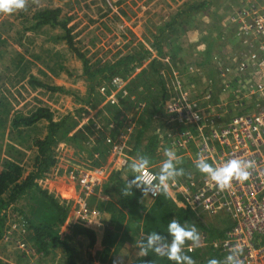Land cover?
I'll return each mask as SVG.
<instances>
[{
    "label": "rangeland",
    "instance_id": "1",
    "mask_svg": "<svg viewBox=\"0 0 264 264\" xmlns=\"http://www.w3.org/2000/svg\"><path fill=\"white\" fill-rule=\"evenodd\" d=\"M211 1L40 0L36 4L39 7L36 15L41 11L60 10L59 21L66 22V27L59 23L40 26L34 24L24 27L25 25L20 24L22 21L20 17L10 20L4 18V15L7 14L0 13V20H2L0 27L8 30L7 34L0 35V170L8 163H17L22 166L26 175L33 171L38 156V147L35 146V141L38 138L44 139L48 135L49 123L45 119L32 126L16 125L15 122L29 117L38 108H45L52 113L55 122H61L64 125L62 130L55 135V142L50 149L56 162L39 177L37 184L49 194L66 203L69 211L67 222H73L75 216L76 222L90 223L91 217L86 221L85 217L81 220L78 219V215L87 216L90 211L92 214H96V208L102 202L92 204L93 196L95 200L99 201L117 202L118 200V195L106 190V186L104 185V187L103 184L89 186L84 174L89 169L95 168L104 170L106 173L103 171L102 177L107 174L109 178L114 171V166L119 167L117 163L122 157L119 154L113 156L112 146L103 141L104 135L117 138L122 135L121 133H125L129 141L128 144L126 143L127 145L124 144L129 148L125 151V155L129 154L128 156L131 158L129 165L138 155L146 156L149 158L148 166L153 167L159 175L162 162L167 159L166 146L157 140L156 150L151 152L146 150L153 129L155 128V131L158 132L163 121L155 119L152 125L153 129L143 126L142 119L148 114L147 111L139 110L141 104L137 105L136 102L139 100V103H145V100L141 98H144L142 96H146V93L139 94L137 99L133 97L131 93L135 91V87H133L131 77L137 71H146L153 65L150 60L147 62L137 61L141 58L140 52L143 53V59L154 53L165 61L168 59L165 56L169 55L173 72L181 75V67L173 57V51L187 41L186 35L190 33L187 24L198 19V12H193L192 8L198 4L207 7ZM242 1L228 0L231 10L229 9L230 14H226L225 17L227 16L229 21L235 10L245 7L246 2L242 3ZM205 7L200 8L199 12L203 11ZM186 13L190 14L186 15ZM187 19L189 22L186 21ZM34 20L37 23L40 21L37 17H34ZM37 27H42L41 31L32 33ZM196 27H192V29L203 34ZM22 30L25 34L29 32L28 37L31 36L29 40H25L26 38L22 40L19 36ZM212 33L216 35L214 31ZM208 39L205 38L199 42H203L205 45L211 41ZM194 43L197 46L193 48L191 45V50L187 51L188 54L199 53L197 49L202 44ZM222 53L221 50L217 52L215 58ZM134 55L138 56L136 60L127 59L128 56ZM191 58L192 55L188 57L190 63L184 69L188 78L201 74V68L195 62L191 63L193 60ZM226 59L216 60V62L223 65ZM85 61L88 67H92L91 70L102 71V73H98L96 79L94 78L95 80L86 73ZM119 61L122 63L116 65ZM161 67L163 66L161 65ZM120 77H126L127 81L131 82L127 97L122 99L119 96L117 98L118 105L104 104L106 92L102 90L107 89L110 80ZM160 80L163 86V81L161 78ZM187 83L189 89L195 91L191 96L204 98L203 89L207 84L200 86L188 81ZM108 108L118 111V114H122L124 109L129 116L137 115L139 118L137 124L134 123L135 127L132 126L133 122L130 121V116L128 119H122L123 121L120 119L122 124H117L118 126L113 128L110 124ZM130 110L133 111L130 112ZM96 123L104 130L105 134L99 130ZM146 124L151 125V121ZM67 130L69 136L70 134L71 136L76 135L79 137V141H67L65 138ZM144 132L148 134L144 135ZM138 136L141 137V143L136 144ZM127 137L124 136L126 140ZM86 142L91 144H85ZM134 145L136 146L135 150L133 149ZM173 151L176 158H179L174 161L176 168L184 170V175L177 176L173 182L186 184L191 178L200 175V171L191 159L190 162L189 159H180L183 152ZM192 154L194 156L193 152ZM74 171H83L82 177L72 176L71 172ZM135 175L137 173H134ZM88 189H91L90 193ZM34 192L28 191L17 200L16 204L9 206L4 212L5 225L12 219L18 218V220L12 240L7 242L3 241L6 229L4 225V231L0 238V262L3 264H31L33 262L64 264L66 261L67 256L63 248H57L51 250L49 254H44L31 242L33 223L43 224L42 219L47 211L41 196L34 195ZM93 192L94 194H92ZM109 193H112L113 196L108 195ZM101 197L105 199H100ZM2 200L7 202L8 194L3 196ZM82 200L84 201L81 202ZM40 210L42 213L38 215L37 211L40 212ZM10 212L17 215V218L13 216L8 218ZM102 213L104 212L97 213V215L101 216ZM139 216L143 220L144 215L139 214ZM141 223L130 218L123 224L118 232L119 238L116 243L120 248L119 252L111 255L107 263L100 260L103 246L96 245L94 249L90 250L84 237H74L72 231L67 230L61 224L52 226L60 237L63 236L66 239L68 236L67 240L78 264H124L132 260L138 254L141 245L146 243V238L142 235ZM231 223V219L224 215H194L191 217L189 225L183 228L192 231V226L195 225L199 239L196 242L187 240L182 246L181 255L189 256L196 264H208L213 259L219 262V252L215 253L216 249L212 244L222 234L221 232L231 226ZM23 230H25L24 233H22ZM166 236V242H162V244L171 245L173 237L169 232L166 233ZM20 246L25 248V253L21 252ZM189 248L192 251L185 250ZM163 249L165 248L163 247Z\"/></svg>",
    "mask_w": 264,
    "mask_h": 264
},
{
    "label": "built area",
    "instance_id": "2",
    "mask_svg": "<svg viewBox=\"0 0 264 264\" xmlns=\"http://www.w3.org/2000/svg\"><path fill=\"white\" fill-rule=\"evenodd\" d=\"M242 3L245 7L235 10L231 17V28L240 48L237 52L229 51V56L226 53L225 64L219 69L220 84L227 95L224 99L217 96L216 83L212 81L203 89L206 98L191 96L195 91L189 89L182 73L173 72L169 55L163 61L152 52L144 62L150 60L163 66L159 68V76L168 106L158 130L162 145L179 150L186 157L193 152L194 156L189 159L194 164L204 161L218 169L231 159H239L249 165L246 180L234 178L223 190L204 173L186 184L173 181L168 184L177 190L195 215H224L231 219V226L212 244L215 253L219 252L221 264H264V0H243ZM222 55L216 59L221 61ZM232 57H236L235 61L228 62ZM130 84L126 77L110 80L107 89L102 90L106 92L104 104L118 105L117 98L127 97ZM139 104V110H146L145 103ZM119 115L121 120L131 116L133 127L139 119L137 115H127L124 110ZM97 127L105 134L98 124ZM121 134L117 138L104 135L103 140L112 146L113 156L122 157L117 163L119 167L131 160L129 154L125 155L128 147L124 144H128V137ZM103 171L92 168L84 172L89 186H100L108 179L107 174L102 177ZM82 173L74 171L71 175L79 178ZM138 175L144 177L146 186L159 185V175L151 167L147 166ZM154 192L146 194L155 200L162 189L156 188ZM10 216L17 218L12 212L8 218ZM17 220L12 219L5 225L4 242L12 240ZM19 248L22 253L26 252L23 246Z\"/></svg>",
    "mask_w": 264,
    "mask_h": 264
},
{
    "label": "trees",
    "instance_id": "3",
    "mask_svg": "<svg viewBox=\"0 0 264 264\" xmlns=\"http://www.w3.org/2000/svg\"><path fill=\"white\" fill-rule=\"evenodd\" d=\"M202 6L205 7L203 4ZM60 13V10L39 12L36 15V17L40 19L38 26L44 24L56 25L59 23L63 27H66V22H61L62 20L59 21ZM188 14L190 13H186V15ZM142 54L143 53L140 52L141 58L137 61H144ZM147 54H149V52H147ZM137 57L136 55L128 56L127 59L136 60ZM85 63L87 65L86 73L90 78L96 79L99 75L98 73H102L100 70H91L92 67H88L86 61ZM121 63L122 61H119L116 65ZM160 66V63H153L152 67L149 69H155L159 75ZM163 93L165 95L164 85ZM107 111L109 112V109H107ZM118 117V124L121 125L119 114ZM42 119L48 121L49 133L44 139L38 138L35 141V146L38 147V156L33 166V171L26 175L22 166L17 163H8L0 170V238L3 234L6 220L4 215L5 210L9 206L16 204L17 200L28 191H35L34 195L41 196L47 207L45 217L42 219L43 224L33 223L34 225H32L33 231L30 235L31 242L44 254H49L51 250L57 248H63L67 256L64 264L78 263L76 262L74 252L67 240L68 236L66 239L63 236L60 237L52 226L55 224L65 226L67 230L72 231L74 237H84L90 250L94 249L96 245L103 246L104 250L102 253L100 252V260L103 263H107L111 255L113 256L115 253L119 252L120 248L116 244L119 238L118 232L121 230L128 216L129 219L132 218L136 222L143 223V229L146 235L157 232L160 236L165 238L164 242H166L167 239L166 233L168 232V224L173 218L179 221L181 227H187V225H189L191 217L195 214L186 205L183 197L174 187L168 184L167 192L165 193L162 191L160 196L155 200L150 199L146 193L144 194L143 187L138 188L136 186L131 188L128 196H125L123 195V190L126 189L127 186L120 171L114 172L109 185H107L108 187H105L106 190H111L114 195H118L117 202L114 203L109 201L107 205L101 203L100 206H97L96 209L98 212L96 210V214H94L90 223L67 222L69 211L66 203L49 194L48 191L43 190L37 184L39 177L56 162L55 157L51 155L50 149L55 142V135L62 130L64 124L55 122L52 113L45 108H38L29 117L17 120L15 124L32 126ZM65 138L67 141H79L78 136H71V134L69 136L68 130L65 133ZM112 193L109 194L113 196ZM6 194H8V201L4 202L2 197ZM100 212L105 213H102L101 216L97 215V213ZM40 213H42L41 210L40 212L37 211L38 215ZM139 214L141 216L145 214L143 220L140 218ZM108 217L109 219H106ZM113 248L115 249L113 250ZM140 253L141 249L132 260L124 264H177V262L169 260L166 256H157L155 252L151 250L148 252L147 256H143ZM0 264L3 263L0 262ZM219 264H221V259Z\"/></svg>",
    "mask_w": 264,
    "mask_h": 264
},
{
    "label": "crops",
    "instance_id": "4",
    "mask_svg": "<svg viewBox=\"0 0 264 264\" xmlns=\"http://www.w3.org/2000/svg\"><path fill=\"white\" fill-rule=\"evenodd\" d=\"M39 1L40 0H28V6H27L26 10L17 11V12L11 13V14L4 15V18H9L10 20H13V19L16 20V19H18V17H20L22 19L20 24L22 26L25 25L24 27H29V25H34V24L38 26L39 23H37V21L34 20V17H36V12L39 11V7L36 5L37 3H39ZM234 1H237V0H234ZM207 5L208 6L205 7V9L201 12H199L200 8H203V6L201 4H198L196 7H194L193 12H198L197 13L198 19L196 21L194 20V21H190V22L188 19L186 20L187 22H189L187 25L190 28V30H189L190 33H188V35H186L187 41L185 43H183L182 46H178L177 50L173 51L172 55L174 58H176V60L178 62L177 64L181 67V73L185 76L186 79L188 78V74L184 71V69H186L188 67V63H190L188 60V57L190 55H192L191 60L192 59L193 60L191 61V63L195 62V64H197L201 68V70H200L201 74L199 76H189L187 81L191 84H194V85L199 84L200 86L205 85L209 81H214L216 83L215 89L218 92L217 96L220 99H224L225 97H227V95L223 92V87L220 84L219 69H220L221 64L216 62V60H217L215 58L216 53L220 52V50H221L223 52L221 60H225L224 55L227 53V55L229 56V51H231V50H232V52H237L240 48L239 47L240 44H239L237 38L233 34V29L231 28V20L229 21V19L226 18L227 16L225 17L226 14H230L229 9L231 7L228 6V0H212ZM30 15H32V16H30ZM201 17H202V19L200 20ZM1 22H2V20H0V23ZM190 23H192L193 25H191ZM192 27H196L198 30L202 31L203 34H200L197 30H193ZM41 28L42 27L35 28V31H33L32 33L40 32ZM7 31H8L7 29L0 27V35H2L3 33L7 34ZM212 31H214L216 33V35L215 34L213 35ZM28 34H29V32H27L25 34V33H23V30H22V32H20L19 36L22 38V40L24 38H26L25 40H29L31 38V36L29 35V37H28ZM2 38H3V36H2ZM205 38L206 39L209 38L211 41H209L205 45L203 44V42H199ZM194 42H197V44H199V45L202 44V46L200 45V47L197 49L199 53L193 54V52H191L190 54H188L187 51L191 50L190 49L191 45L193 48H195L197 46ZM219 44H221V45H219ZM236 57H232L231 59H229L228 62L235 61ZM214 58H215V60H214ZM131 78L133 79L132 80L133 87H135V91L134 92L132 91V93L130 92L131 94H133V97H135L137 99L139 94H142L144 92L146 93V96H142L144 98H141L142 100H145V104L147 107H146V110H144V111H147V114H148L147 116H144V118L142 119L144 121L143 126H145V128L149 127V129H153L152 128L153 121L155 119L160 120L166 114V109L168 106V104L166 103L167 98L165 97V95L163 93V86H162L161 80L159 78V75L155 69H148L146 71H139V72L137 71L134 75H132ZM206 97H207V95H204V98H206ZM138 101L136 102L137 105L139 104ZM129 102H131V101H129ZM108 109H109L108 115L111 118L110 124L112 125L113 128H115L118 126L117 124L119 121L118 111L111 110L110 108H108ZM131 111H133V110H130V112ZM149 121H151V125L146 124V122H149ZM147 134H148L147 132H144V135H147ZM154 134H155V137H154ZM149 138H150L149 144L147 145L148 149L146 151L149 150L148 152H151L153 150H156L155 148L158 147L156 145V141L159 138H158V132L155 131V128L153 129L152 134L150 135ZM148 139H147V141H148ZM136 141H137L136 144L141 143L140 142L141 137L138 136ZM133 149L134 150L136 149L135 145H134ZM165 149H170V147L167 146V147H165ZM128 150H129V148H128ZM175 151L180 152L179 150H175ZM190 157H193L192 153L187 157L184 155V153L180 155V159H189ZM176 159H179V158L177 157ZM188 161L190 162V159ZM129 163H130V160L128 161L127 165H124L121 167L114 166V171H113L112 175L104 181L103 186L109 185L110 180H111L114 172H118V171H120L122 173L123 180L126 182V186H128V182L135 179L134 173L129 169L130 168ZM148 167H151V166H148ZM151 168H153V167H151ZM110 171L112 172V169ZM137 175H138V173H137ZM108 195H110V194H108ZM108 195H106V196H108ZM100 199H104V198L101 197ZM109 201H111V200H107V201H105V200L99 201L98 199L95 200V197L93 196L91 203L92 204L93 203L98 204L99 202H102V203L107 205ZM111 202H113V201H111ZM92 208L94 209V207H92ZM93 216H94V214H92L90 211V212H88L87 216H84V214H79L78 219L81 220L83 217H85L86 221H87L91 217L89 220V222H91ZM74 219L75 220H73V222H76L77 218H75V216H74ZM128 219H129V216L127 217V220ZM127 220L125 222H127ZM141 225H142V235H143V237L147 238L148 235H146L144 233L143 223H141ZM221 233H223V232H221ZM172 241L173 240L171 239L170 244L172 243ZM160 246H161L162 250H166V249H163L164 244L161 243ZM103 250H104V247H103ZM185 250L186 251H192L191 248L185 249ZM180 264H187V261L182 259L180 261Z\"/></svg>",
    "mask_w": 264,
    "mask_h": 264
},
{
    "label": "clouds",
    "instance_id": "5",
    "mask_svg": "<svg viewBox=\"0 0 264 264\" xmlns=\"http://www.w3.org/2000/svg\"><path fill=\"white\" fill-rule=\"evenodd\" d=\"M28 6V0H0V13L11 14L17 11L26 10ZM166 160L162 162L160 173L158 176L159 185H145V180L142 175H135V179L128 182V186L123 190V195L128 196L133 186L138 188L143 187L144 194L148 191L160 188L165 193L168 189V181H174L177 176L184 175V170L177 169L174 161L176 160L175 152L171 149L165 150ZM149 164V158L146 156L138 155L133 160V163L129 165L130 170L133 173H140ZM196 167L201 173L207 174L209 178L214 181L223 190L230 186L231 181L235 179L246 180L248 178L247 168L249 165H245L239 159L229 160L222 168H214L210 164L204 161H198ZM193 230L189 231L181 227L179 221L173 218L168 224V232L173 237L171 245L164 244L166 250L161 249V243L165 241V238L160 236L157 232L150 233L146 238V243L141 245V255L147 256L151 250L155 252L157 256L167 257L171 261L179 262L183 259L187 261V264H196V262L187 255L182 256V246L187 240L196 242L199 239V235L195 225L192 226ZM231 257H229V260ZM208 264H219L215 259L210 260Z\"/></svg>",
    "mask_w": 264,
    "mask_h": 264
}]
</instances>
